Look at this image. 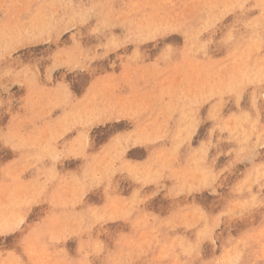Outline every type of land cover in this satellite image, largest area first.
Returning a JSON list of instances; mask_svg holds the SVG:
<instances>
[{"label": "rangeland", "instance_id": "1", "mask_svg": "<svg viewBox=\"0 0 264 264\" xmlns=\"http://www.w3.org/2000/svg\"><path fill=\"white\" fill-rule=\"evenodd\" d=\"M0 264H264V0H0Z\"/></svg>", "mask_w": 264, "mask_h": 264}, {"label": "snow or ice", "instance_id": "2", "mask_svg": "<svg viewBox=\"0 0 264 264\" xmlns=\"http://www.w3.org/2000/svg\"><path fill=\"white\" fill-rule=\"evenodd\" d=\"M119 133V129H117L115 132L111 133L110 135L115 136Z\"/></svg>", "mask_w": 264, "mask_h": 264}, {"label": "bare ground", "instance_id": "3", "mask_svg": "<svg viewBox=\"0 0 264 264\" xmlns=\"http://www.w3.org/2000/svg\"><path fill=\"white\" fill-rule=\"evenodd\" d=\"M7 9V8H6ZM106 157V156H105ZM121 206V205H120Z\"/></svg>", "mask_w": 264, "mask_h": 264}]
</instances>
